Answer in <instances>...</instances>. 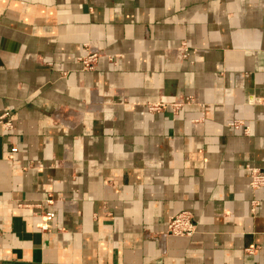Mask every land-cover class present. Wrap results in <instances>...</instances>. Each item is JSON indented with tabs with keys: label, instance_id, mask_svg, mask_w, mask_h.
Listing matches in <instances>:
<instances>
[{
	"label": "crops",
	"instance_id": "1",
	"mask_svg": "<svg viewBox=\"0 0 264 264\" xmlns=\"http://www.w3.org/2000/svg\"><path fill=\"white\" fill-rule=\"evenodd\" d=\"M262 94L264 0H0V264H264Z\"/></svg>",
	"mask_w": 264,
	"mask_h": 264
},
{
	"label": "built area",
	"instance_id": "2",
	"mask_svg": "<svg viewBox=\"0 0 264 264\" xmlns=\"http://www.w3.org/2000/svg\"><path fill=\"white\" fill-rule=\"evenodd\" d=\"M97 58V53L93 52L88 57L81 58L85 68L92 69ZM256 102L264 104V94L257 96L255 99ZM6 114L0 117V123H6L10 125V121H4ZM231 125L238 127L240 126V121L230 122ZM250 184L253 188H261L264 186V173L257 168L251 169V180ZM255 205V204H254ZM54 217L53 212H45L42 214V220L52 219ZM40 227L47 229L48 226L46 223L41 222ZM197 222L190 210H182L170 216L168 220L167 234L172 236H188L196 232Z\"/></svg>",
	"mask_w": 264,
	"mask_h": 264
}]
</instances>
